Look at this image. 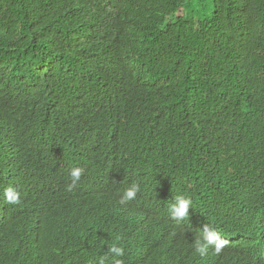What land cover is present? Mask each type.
Instances as JSON below:
<instances>
[{"label": "trees", "instance_id": "1", "mask_svg": "<svg viewBox=\"0 0 264 264\" xmlns=\"http://www.w3.org/2000/svg\"><path fill=\"white\" fill-rule=\"evenodd\" d=\"M191 1L0 0V264H50L24 245L38 205L118 180L147 227L122 240L100 209L55 264H161L130 255L214 212L264 245V0H210L205 18Z\"/></svg>", "mask_w": 264, "mask_h": 264}, {"label": "clouds", "instance_id": "2", "mask_svg": "<svg viewBox=\"0 0 264 264\" xmlns=\"http://www.w3.org/2000/svg\"><path fill=\"white\" fill-rule=\"evenodd\" d=\"M83 173L84 169L79 167L71 170L73 184L77 181L78 185ZM118 181L100 192L85 187L78 190L77 195L60 194L58 200L41 202L40 208L34 210L36 217L28 218L29 225L22 226V230L30 227L33 230L24 245L34 258H48L50 264L58 263L73 243L88 236L89 229L98 224L96 212L100 209L125 218L122 240L131 241L136 233L147 227L144 221L150 215L145 213L144 207L129 200L135 197L139 187L133 184L121 195L123 189L119 185L125 186V183ZM113 187L118 191L112 192ZM4 196L10 203H19L20 193L11 186L4 189ZM190 204V199L178 197L172 206L173 217L186 218ZM258 224L252 225L246 219L237 218L236 214L214 212L193 229L182 230L177 236H166L163 241L159 239L157 249L158 240L144 241L140 248L132 251L131 260L144 262L148 254L157 250L161 264H264V245L252 231ZM120 247L113 245L110 251L122 256L123 247ZM160 247L164 249L160 251ZM100 264H104L103 259ZM115 264L121 262L117 260Z\"/></svg>", "mask_w": 264, "mask_h": 264}, {"label": "rangeland", "instance_id": "3", "mask_svg": "<svg viewBox=\"0 0 264 264\" xmlns=\"http://www.w3.org/2000/svg\"><path fill=\"white\" fill-rule=\"evenodd\" d=\"M189 8L198 11V15L202 18L208 17L212 11V3L210 0H193L189 3ZM186 12L190 13L189 10Z\"/></svg>", "mask_w": 264, "mask_h": 264}]
</instances>
